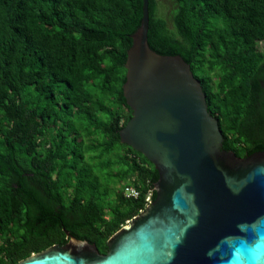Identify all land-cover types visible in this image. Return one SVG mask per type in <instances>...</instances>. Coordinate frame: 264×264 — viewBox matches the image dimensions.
<instances>
[{
  "label": "trees",
  "instance_id": "obj_1",
  "mask_svg": "<svg viewBox=\"0 0 264 264\" xmlns=\"http://www.w3.org/2000/svg\"><path fill=\"white\" fill-rule=\"evenodd\" d=\"M148 0L147 44L200 82L222 149L264 151V0ZM143 0H0V264L66 232L108 239L155 198L158 172L120 142L126 53ZM139 196L126 198L123 189Z\"/></svg>",
  "mask_w": 264,
  "mask_h": 264
},
{
  "label": "water",
  "instance_id": "obj_2",
  "mask_svg": "<svg viewBox=\"0 0 264 264\" xmlns=\"http://www.w3.org/2000/svg\"><path fill=\"white\" fill-rule=\"evenodd\" d=\"M147 7L126 53L131 117L118 134L158 172L154 200L108 239L105 255L66 232L65 246L17 264H264V151L222 149L189 64L149 48Z\"/></svg>",
  "mask_w": 264,
  "mask_h": 264
},
{
  "label": "built area",
  "instance_id": "obj_3",
  "mask_svg": "<svg viewBox=\"0 0 264 264\" xmlns=\"http://www.w3.org/2000/svg\"><path fill=\"white\" fill-rule=\"evenodd\" d=\"M123 195L126 197V198H136L139 196V193L138 191L131 187V186H127L123 189ZM145 202H146V206L149 205L151 203V200H150V194H148L145 198Z\"/></svg>",
  "mask_w": 264,
  "mask_h": 264
},
{
  "label": "rangeland",
  "instance_id": "obj_4",
  "mask_svg": "<svg viewBox=\"0 0 264 264\" xmlns=\"http://www.w3.org/2000/svg\"><path fill=\"white\" fill-rule=\"evenodd\" d=\"M159 3V12L163 15L166 16L168 14L170 4L168 0H157ZM264 47L263 43L259 44V48L262 49Z\"/></svg>",
  "mask_w": 264,
  "mask_h": 264
}]
</instances>
